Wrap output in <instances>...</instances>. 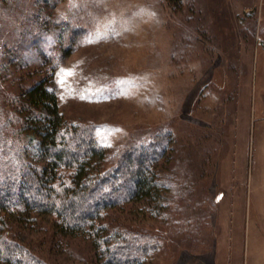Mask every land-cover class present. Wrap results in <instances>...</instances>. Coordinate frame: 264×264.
<instances>
[{
  "label": "rangeland",
  "instance_id": "rangeland-1",
  "mask_svg": "<svg viewBox=\"0 0 264 264\" xmlns=\"http://www.w3.org/2000/svg\"><path fill=\"white\" fill-rule=\"evenodd\" d=\"M44 9L82 34L64 56L49 38L30 48L26 65L0 78V108L15 80L38 71L64 119L94 127L109 151L163 134L168 206L134 201L106 218L162 234L142 264H264V0H184L179 11L165 0H51ZM33 217L8 218L29 253L94 263L84 237L60 242L53 216Z\"/></svg>",
  "mask_w": 264,
  "mask_h": 264
},
{
  "label": "trees",
  "instance_id": "trees-1",
  "mask_svg": "<svg viewBox=\"0 0 264 264\" xmlns=\"http://www.w3.org/2000/svg\"><path fill=\"white\" fill-rule=\"evenodd\" d=\"M165 1L177 11L184 3ZM48 2L0 0V78L26 65V52L38 51L48 38L60 46L59 55L71 52L82 34L79 24L51 17L44 9ZM53 60L45 61L49 76ZM36 72L15 80L7 109L0 108V264H46L10 236L8 222L42 214L55 218L54 237L60 242L84 237L93 264H142L160 249L162 234L119 227L106 218L110 210L134 201L150 204L157 213L168 206L170 181L158 165L165 137L157 132L109 151L94 127L64 119L48 76L36 77Z\"/></svg>",
  "mask_w": 264,
  "mask_h": 264
}]
</instances>
